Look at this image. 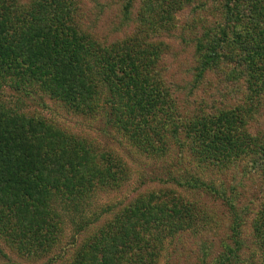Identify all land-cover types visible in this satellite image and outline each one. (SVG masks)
<instances>
[{
    "label": "trees",
    "instance_id": "1",
    "mask_svg": "<svg viewBox=\"0 0 264 264\" xmlns=\"http://www.w3.org/2000/svg\"><path fill=\"white\" fill-rule=\"evenodd\" d=\"M139 1L134 18V0L122 6L125 22H136L133 33L105 43L79 22L77 0H0V85H35L77 113L107 111L136 152L177 160L178 172L168 169L164 182L228 205V234L216 251L211 243L210 252L202 245L201 264H264V200L249 222L254 249L243 258L246 223L235 205L238 193L227 194L225 182L213 179L229 168L241 170V177L264 176V133L249 125L264 94V0ZM193 2L194 15L180 27L182 40L185 31L194 41L191 86L222 73L240 90L243 78L246 93L231 107L180 111L175 88L159 69L169 49L163 34L179 28L175 13ZM210 4L222 8L221 18L195 17L210 12ZM186 159L210 178L183 172ZM128 174L111 152L0 98V236L23 254L48 253L59 240L63 210L82 212L99 193L120 189ZM177 193L169 188L136 195L96 224L65 264H150L163 237L198 228V206ZM207 217L201 214L210 223Z\"/></svg>",
    "mask_w": 264,
    "mask_h": 264
},
{
    "label": "rangeland",
    "instance_id": "2",
    "mask_svg": "<svg viewBox=\"0 0 264 264\" xmlns=\"http://www.w3.org/2000/svg\"><path fill=\"white\" fill-rule=\"evenodd\" d=\"M26 5L29 0H18ZM126 0H77L76 9L78 20L83 28L89 30L98 40L109 43L115 39L123 38L129 33H133L135 21L125 22L122 6ZM139 0H134L133 18L135 17ZM211 3V2H210ZM217 3V2H216ZM186 5L175 13L179 28L173 33L163 34L164 41L169 44L168 51L164 52L159 69L163 74L166 84H169L177 97V104L180 111L184 108L190 111L198 108L210 109L216 107H231L239 101L240 92L246 93V84L244 79H239L240 90L237 84L231 81H223L222 73H209L205 80L196 87L192 88L193 66L195 64L194 41L183 31L185 40L180 36L182 34L181 26L185 25L194 15L191 6ZM209 11H201L195 14L197 17L202 15V19L213 20L215 17L221 18V9L216 10L210 4ZM178 88H177V87ZM0 98L8 106L15 108L18 112L26 114H40L47 120L54 122L64 131L74 134L78 137L87 139L92 146L98 150L111 152L114 156L120 158L126 163L129 174L120 189L99 193L84 206V210L66 211L63 210L62 223L58 232L59 240L53 245V248L39 258L23 254L20 250L10 245L0 236V264H65L71 257L78 243L85 238H89L95 225L103 223L113 215V212L121 206L128 203L136 195L149 189H171L177 194L189 201L195 202L198 206L194 210V216L197 217L198 227L189 230H183L177 237L165 236L162 243L159 244L154 252L150 264H201L202 245L210 243L213 251L219 246L220 239L228 234V227L231 221V214L221 199L215 200L206 193L194 190L180 188L173 182H164L168 175L167 170H177L175 168V158H167L166 161L154 160L145 155L139 154L128 140L115 128L112 127V121L107 111H101L96 114L77 113L72 108L59 100L52 99L42 93L35 85L16 86L14 82L8 80L0 85ZM259 104L255 117L250 122V130H257L264 133V94L259 98ZM185 113V112H184ZM187 153V152H186ZM183 172L209 179L210 174L207 170L202 172L199 165L190 161L183 160ZM188 168L186 171L185 169ZM178 172L174 171V174ZM235 169H226L223 173L217 172L213 175L216 183L225 182V191L227 194L237 192L235 205L239 211L244 212L245 219V245L242 257L246 258L254 249V243L249 234V222L254 216L256 210L264 200L262 189L264 187V176L240 174ZM216 174V173H215ZM233 176V177H232ZM235 185V186H232ZM235 187V190L231 188ZM262 189V190H261ZM247 209L244 210L243 207ZM62 210V209H60ZM205 212V214L203 213ZM201 214L208 215L205 223ZM202 227H205L204 230ZM200 228L203 230H200ZM210 260V254L206 257ZM256 259V254H254ZM250 262H252L250 260ZM255 264H259L257 259ZM249 264V263H248Z\"/></svg>",
    "mask_w": 264,
    "mask_h": 264
}]
</instances>
